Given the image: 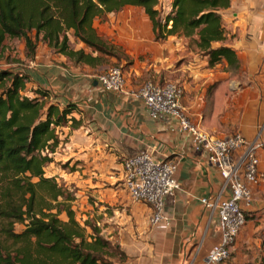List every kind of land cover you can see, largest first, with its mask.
I'll list each match as a JSON object with an SVG mask.
<instances>
[{"label":"crops","instance_id":"0c3cea01","mask_svg":"<svg viewBox=\"0 0 264 264\" xmlns=\"http://www.w3.org/2000/svg\"><path fill=\"white\" fill-rule=\"evenodd\" d=\"M222 21L224 45L236 52L237 70L229 69L226 61L210 66L183 37L156 41L144 9L127 6L106 21H94L97 33L115 46L117 56L94 53L79 42L75 50L83 49L103 61L99 66L75 64L39 43L43 49L37 48L26 71L30 89L46 90L49 103L77 105L69 118L81 125L61 157L78 168L68 163L71 176L78 172V179L72 181L78 184L82 209L91 208L92 216H78V220L91 219L107 237L106 230H118V238L109 239L126 260L115 264H206L209 250L219 240L217 222L200 202L223 192L219 171L176 120L164 116L152 120L135 93L147 82H175L184 89L182 102L188 117L202 131L215 137L241 133L253 138L264 122V0H230ZM128 59L126 91H103L98 76L112 66L124 67ZM233 72L242 77H233ZM59 129L70 134L71 122ZM143 153L177 165L181 189L166 199L169 227L152 226L151 207L133 201L125 188L124 161ZM60 169L52 167L48 174L45 168L46 176L58 177ZM260 170L261 183L254 187V202L246 211L251 219L237 239L230 264H264V151ZM126 236L128 244L123 242Z\"/></svg>","mask_w":264,"mask_h":264},{"label":"trees","instance_id":"16d2710c","mask_svg":"<svg viewBox=\"0 0 264 264\" xmlns=\"http://www.w3.org/2000/svg\"><path fill=\"white\" fill-rule=\"evenodd\" d=\"M127 6L144 9L156 41L183 37L210 66L226 61L229 69L239 68L236 52L224 45L222 11L230 0H173L167 13L159 0H0V61L5 40L17 38L24 40L27 59L34 60L43 43L75 64L99 66L102 57L73 49L69 33L94 53L117 56L94 21ZM29 80L23 70L0 67V264L124 262L125 253L101 227L76 218L74 195L45 176L52 161L45 151L58 143L56 129L81 125L69 118L77 105L49 103L46 90L28 89ZM17 225H23L20 232Z\"/></svg>","mask_w":264,"mask_h":264},{"label":"built area","instance_id":"2783aa9c","mask_svg":"<svg viewBox=\"0 0 264 264\" xmlns=\"http://www.w3.org/2000/svg\"><path fill=\"white\" fill-rule=\"evenodd\" d=\"M105 92L124 93L127 80L120 68H110L97 78ZM135 97L141 100L152 120L168 117L176 120L183 133L190 134L197 149L207 151L208 163L215 167L223 180L219 196L205 197L201 204L210 212L218 226L219 240L208 252L206 264H226L242 229L247 224V210L254 202V187L261 183L260 153L264 151V122L249 139L241 133L215 137L202 131L188 117L183 106V90L174 83L157 85L147 82ZM125 188L131 199L149 205L150 224L169 227L166 199L180 189L176 179L177 165L171 160H156L149 153L124 161Z\"/></svg>","mask_w":264,"mask_h":264},{"label":"rangeland","instance_id":"374dc122","mask_svg":"<svg viewBox=\"0 0 264 264\" xmlns=\"http://www.w3.org/2000/svg\"><path fill=\"white\" fill-rule=\"evenodd\" d=\"M159 3H160V5H159L160 9L164 13H167V12L170 11V9H171V4H170L171 0H159ZM108 16H106L104 18H101V20H103V21L108 20ZM69 37H70V45H71V47L73 49H77L78 45H79V41H77L73 37L72 32L69 33ZM38 45H39L38 48L40 47L41 49H43V45H41V44H38ZM4 47H5L4 48L5 50H4L3 54H2V59L0 61V65H1L0 67L1 68L16 67L17 69L23 70V71L26 72L28 67L31 64V60L27 59L25 57V43H24V40L23 39H17V38L16 39L7 38L5 40V42H4ZM17 61H19V62H17ZM129 61H130V59L127 60V64H125L124 67L112 66L110 68H120L124 72V75L126 77V70L128 69V66L130 65L128 63ZM110 68H107L105 71H107ZM76 70H78V69H76ZM232 76L241 78L242 74L239 73V72H233ZM173 83H175V82H173ZM177 85H179V84H177ZM31 87L32 86L29 84L28 85V89H30ZM181 88L183 90V97H184V89H183V87H181ZM31 93L27 92V95L32 96ZM76 129L77 128H75V129L72 128V130L70 131V134H66L65 130H61L59 128L56 129L55 137H57L58 143L56 144V146L53 149L50 148V146H49V148L46 149V151H45L47 154H49V157H51V159H52V161L46 166V169H47V172L49 174L50 169L52 167L61 168L60 169L61 173L59 172V176L58 177H47L46 173H45V176L47 178L54 179L59 186H62L63 188L67 189V191L69 193L74 195L75 200L72 201L71 206H72V209H74L73 211L75 212V215H76V217L78 219V216H82V217H87V216L90 217V216H92L91 213H90L91 212V208L82 209V202L80 201L81 199L78 198V184L72 181V179H78V172L76 173V171H74L76 173V175H77L75 177L70 175V173L72 172V169H71L72 167L71 166H73V168H76L77 170H78V168L76 167V165H72L71 161L68 162L66 159H62V157H61V154H63V150L66 147L65 145H68L70 143L71 137H72L73 133L76 131ZM53 144H54L53 140L50 141L49 145H53ZM54 157H55V159L57 158V160L54 161ZM68 163H70L71 166ZM60 218L62 220H64V221H66V215L65 214H62ZM94 218L96 219L97 215H95ZM247 219L249 220V219H251V217H248ZM22 229H23V225H17L16 226V231L20 232ZM106 233H107V235L109 237L112 236L115 239L118 238L116 236L118 234V230L117 231H113V232L106 230ZM127 237L128 236H126V238L124 237V240H123V242L126 243V244L130 243L129 240L127 239ZM231 259H232V257H231ZM231 259H229L227 261V264H230Z\"/></svg>","mask_w":264,"mask_h":264}]
</instances>
